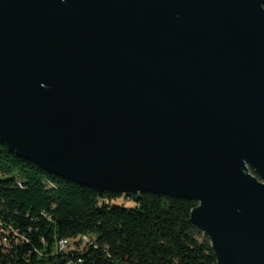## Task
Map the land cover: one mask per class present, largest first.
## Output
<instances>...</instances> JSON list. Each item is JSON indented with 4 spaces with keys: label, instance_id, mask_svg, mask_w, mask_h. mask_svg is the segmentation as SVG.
Listing matches in <instances>:
<instances>
[{
    "label": "water",
    "instance_id": "water-1",
    "mask_svg": "<svg viewBox=\"0 0 264 264\" xmlns=\"http://www.w3.org/2000/svg\"><path fill=\"white\" fill-rule=\"evenodd\" d=\"M0 142L264 264V0H0Z\"/></svg>",
    "mask_w": 264,
    "mask_h": 264
},
{
    "label": "trees",
    "instance_id": "trees-1",
    "mask_svg": "<svg viewBox=\"0 0 264 264\" xmlns=\"http://www.w3.org/2000/svg\"><path fill=\"white\" fill-rule=\"evenodd\" d=\"M69 181L0 142V264H218L191 220L198 202ZM66 241L64 248L61 242Z\"/></svg>",
    "mask_w": 264,
    "mask_h": 264
},
{
    "label": "rangeland",
    "instance_id": "rangeland-1",
    "mask_svg": "<svg viewBox=\"0 0 264 264\" xmlns=\"http://www.w3.org/2000/svg\"><path fill=\"white\" fill-rule=\"evenodd\" d=\"M116 203L120 205L121 204L126 205L127 207L134 206V201H132L131 199H128L126 195H122L121 197L117 198Z\"/></svg>",
    "mask_w": 264,
    "mask_h": 264
},
{
    "label": "built area",
    "instance_id": "built-area-1",
    "mask_svg": "<svg viewBox=\"0 0 264 264\" xmlns=\"http://www.w3.org/2000/svg\"><path fill=\"white\" fill-rule=\"evenodd\" d=\"M65 245H66V241H62V242H61V248H64Z\"/></svg>",
    "mask_w": 264,
    "mask_h": 264
}]
</instances>
